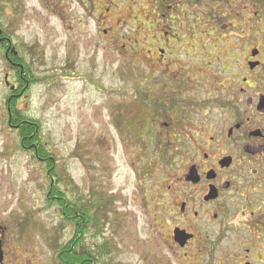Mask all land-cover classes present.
<instances>
[{"label":"rangeland","instance_id":"obj_1","mask_svg":"<svg viewBox=\"0 0 264 264\" xmlns=\"http://www.w3.org/2000/svg\"><path fill=\"white\" fill-rule=\"evenodd\" d=\"M112 1L111 13L104 16L93 10L91 0H0V28L19 43L17 50L40 79L19 107L41 125L62 186L89 204L93 217L100 216L88 242L94 250L104 249V263L198 264L191 250L172 241L169 208L156 197L157 177L171 165L164 163V171H157L151 164L146 170L142 140L133 133L138 131L136 117L143 115L134 108L139 100L134 91L143 83L136 67L149 56L147 47L134 42L157 24L177 30L195 24L199 35H207L188 49L200 66L229 57L226 52L239 37L244 50L252 45L255 0H167L163 10H156L157 0ZM173 3L176 8L168 9ZM110 18L122 24V31H105ZM189 61L193 64L194 58L179 59L181 65ZM10 72L0 56V217L16 237L11 263L58 264V246L73 228L57 207L48 205L45 165L21 149L18 134L8 126L5 77ZM184 92L189 94L182 89L181 98ZM99 198L103 212L96 208Z\"/></svg>","mask_w":264,"mask_h":264},{"label":"flooded vegetation","instance_id":"obj_2","mask_svg":"<svg viewBox=\"0 0 264 264\" xmlns=\"http://www.w3.org/2000/svg\"><path fill=\"white\" fill-rule=\"evenodd\" d=\"M104 1L91 4L106 16L115 3ZM165 2L157 0L156 10H163ZM174 4L168 9L174 10ZM113 22L106 21L105 31H122V24ZM153 27L134 42L147 47L149 58L142 57L136 67L143 83L134 91L139 99L134 108L143 115L136 117L133 133L142 140L146 170L151 164L157 171H164V163L171 165L159 173L156 195L174 222L170 237L179 246L174 232H186L190 239L182 249L191 250L198 264H264V0H255L252 45L244 50L239 37L226 52L229 57L202 61V66L189 52L195 40L207 37L195 24L179 30ZM18 45L1 33L0 56L15 69ZM175 47L185 53H176ZM184 55L193 57V64L181 65ZM10 71L5 79L13 85ZM182 89L189 94L181 98ZM4 225L0 217V264H12L16 237Z\"/></svg>","mask_w":264,"mask_h":264},{"label":"trees","instance_id":"obj_3","mask_svg":"<svg viewBox=\"0 0 264 264\" xmlns=\"http://www.w3.org/2000/svg\"><path fill=\"white\" fill-rule=\"evenodd\" d=\"M2 31L4 36L8 35L5 29ZM18 47L20 46L18 45ZM17 51L18 67L16 69L11 66L10 62L6 61L4 56L8 67L14 72V84L9 89L15 88L14 91L10 90L5 99L8 126L9 128L14 126L15 132L19 136L21 149L32 153L36 160L45 165L50 178V186L47 191L48 205L57 207L61 219L73 228L70 238L58 246L57 262L58 264H106L102 259L104 249L98 247L97 250H94V247L88 242L89 237H92L93 230L100 226V216L93 217L90 205L77 196L73 197V194L62 186L64 181L57 171V159L43 139L41 125L35 119L24 115L19 107L22 99L27 96L31 88L40 79L34 75L26 56L22 55L20 50ZM97 204H99L96 205L97 210L103 212L105 206L101 203L100 198Z\"/></svg>","mask_w":264,"mask_h":264},{"label":"water","instance_id":"obj_4","mask_svg":"<svg viewBox=\"0 0 264 264\" xmlns=\"http://www.w3.org/2000/svg\"><path fill=\"white\" fill-rule=\"evenodd\" d=\"M2 31L0 30V35ZM6 85L9 86L8 80L6 79ZM15 88H11L12 91H14ZM190 236L186 234V232L177 229L174 232V240L175 242L181 247L184 248L187 245V242L189 241ZM1 256V254H0Z\"/></svg>","mask_w":264,"mask_h":264}]
</instances>
